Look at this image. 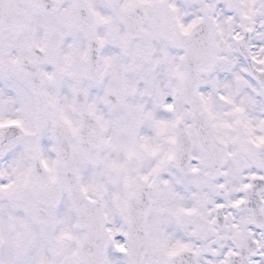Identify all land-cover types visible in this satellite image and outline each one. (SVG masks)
I'll return each instance as SVG.
<instances>
[{
	"label": "snow or ice",
	"instance_id": "6c2138e0",
	"mask_svg": "<svg viewBox=\"0 0 264 264\" xmlns=\"http://www.w3.org/2000/svg\"><path fill=\"white\" fill-rule=\"evenodd\" d=\"M0 264H264V0H0Z\"/></svg>",
	"mask_w": 264,
	"mask_h": 264
}]
</instances>
